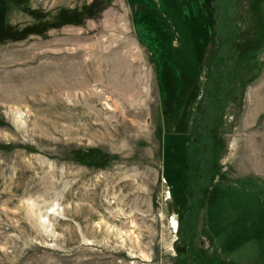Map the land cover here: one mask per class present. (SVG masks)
<instances>
[{"label":"rangeland","instance_id":"obj_1","mask_svg":"<svg viewBox=\"0 0 264 264\" xmlns=\"http://www.w3.org/2000/svg\"><path fill=\"white\" fill-rule=\"evenodd\" d=\"M0 264H264V0H0Z\"/></svg>","mask_w":264,"mask_h":264},{"label":"trees","instance_id":"obj_2","mask_svg":"<svg viewBox=\"0 0 264 264\" xmlns=\"http://www.w3.org/2000/svg\"><path fill=\"white\" fill-rule=\"evenodd\" d=\"M136 1L139 2V0H136ZM149 5H150V8H148L147 5L144 6L143 4L142 9L144 10L148 8L153 11L154 10L159 11V9L155 8L154 2H152V4H149ZM160 10L162 9L160 8ZM159 12L161 13V11ZM215 15H216V18H215L216 26H217L216 31H217V38H218L217 42L221 43L222 38H220V36L224 37L226 35V32H224L225 27L223 24H221L222 20L219 21V17H218L219 15L216 12H215ZM220 30H222L223 33H221ZM256 38H257L256 36H252L249 38L248 45H244V43L241 45L239 57L248 55V53L250 54L251 52H254L260 48V44H259L260 42ZM228 47L231 48L232 44L229 43V45L226 44L224 46L225 49ZM193 100H194L193 96L188 97V102H189L187 104L188 109H190V106L188 105H190L193 102ZM203 103H205V107L202 106L201 109H199V111L197 112V116H196L197 130L201 129V131L198 130V132H195L190 135V142H191L190 146L191 148L194 147L195 149L196 146L202 145L204 148L206 147L209 148L211 154L206 159L208 163L205 164L204 159L201 158V154L203 150L201 149L199 151L198 157L200 158L199 160L201 162L202 168L199 170V173L195 177H193V175L191 177L193 181L190 182L191 195H189L187 198V210L192 209L194 207L195 201L200 202L201 206H205L206 208V205L208 204V201L210 198V193L212 192L213 188L222 186V184L219 181H215L217 176L219 177H222V176L219 175L220 174L219 173L220 171L219 158L221 157V153L219 152L220 155H217L216 156L217 158L214 160L215 154H213V151H212L213 146H215L216 144H219L217 135L214 134L213 128H212L213 127L212 109L210 106L206 107L207 105L206 98L204 99ZM202 115H205V116L201 117ZM197 135H199L200 137L199 139H197ZM223 147L224 145L220 144L219 151L222 152ZM207 172L209 173V176H206ZM195 180H196V183L194 184ZM182 236L184 237L185 234Z\"/></svg>","mask_w":264,"mask_h":264}]
</instances>
